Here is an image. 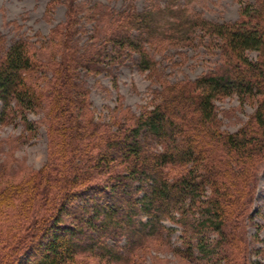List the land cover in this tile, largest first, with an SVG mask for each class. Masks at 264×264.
<instances>
[{"label":"rangeland","instance_id":"obj_1","mask_svg":"<svg viewBox=\"0 0 264 264\" xmlns=\"http://www.w3.org/2000/svg\"><path fill=\"white\" fill-rule=\"evenodd\" d=\"M256 2L0 0V59L11 45L23 40L32 47L34 59L38 62L37 68L28 73L26 80L36 91V107L25 112V116L9 112L5 121H0V264H32L35 249L22 246L39 228L44 209H55L61 203L56 195L61 190L59 182L63 181L61 175L66 174L68 163L60 161L57 152L61 148L59 144L69 141L62 136V141L58 142L59 136L52 128L57 121L51 118V92L55 86L59 91L66 90L58 81L61 75L59 65L66 61L70 51L66 41H76L78 46L73 55L78 62L91 55L92 51L100 58L95 70L84 66L73 70L77 82L83 85V91L81 94L75 91L72 96L85 99V104L79 114L77 101L71 98V131L80 124L83 129H89L91 122H102L111 132H116L118 123L130 124L134 120L132 117L162 100L165 85H171L173 92L183 83L193 82L215 70L221 62V53L216 45L218 41L212 37L202 39L197 36L192 42L164 40L158 45L144 42L152 68L142 69L138 53L126 55L123 50L118 57L114 56L117 53L108 39L109 20L103 15L105 7L112 12V20L129 8L143 11L150 6L152 9L160 7L162 10L154 14V25L156 32H161L171 18L169 7L184 9L187 14L197 15L211 23L230 24L241 19L243 6L254 7ZM71 3L73 8L75 5L78 8L76 13L69 12ZM76 28L78 30L72 33ZM195 34L199 35V32ZM85 46L86 51L83 49ZM247 56L255 59L257 53L250 50ZM185 92L178 94L171 104L173 109H184L188 115L191 101L186 95L188 89ZM255 107L253 98L241 101L236 94H231L215 101L212 121L199 124L193 121L191 124L197 128L199 137L212 135L213 141L221 134L247 129L252 123ZM145 142L149 152L160 150L161 145L149 137ZM214 144L211 149L207 146L201 149L199 162L193 164L198 173H202L206 165L216 164L219 169L222 166L224 153L217 147L218 144ZM63 150L71 152L69 148ZM233 156H228L227 163L222 166L227 170L221 172L222 175H214L216 180H223L229 188L224 195L218 196H224L226 203L223 205L230 209L224 216L225 226L221 233L204 223V228L200 227L195 232L185 228V218L192 226L209 218L204 209L213 200L214 191L212 183H206L200 191L195 211L185 210L190 203L187 198L177 205L185 210L184 213L187 212L186 216L176 209L172 210L171 219L169 216L161 217L162 230L145 231L134 239L131 246L126 244L124 236L116 249L117 258L85 253L77 255V260L86 264H264V157L255 151L246 167L238 164ZM190 166L191 162L170 165L168 172L170 176L179 177L187 173ZM76 168L80 172L81 166ZM253 170L254 178L248 180ZM139 218L145 221L147 217L141 214ZM169 227L172 230H168ZM185 238L190 240L191 245L188 254L183 245ZM103 240L108 246L115 245L112 238L103 237ZM198 241L199 247L196 245ZM19 250V255L15 256Z\"/></svg>","mask_w":264,"mask_h":264},{"label":"trees","instance_id":"obj_2","mask_svg":"<svg viewBox=\"0 0 264 264\" xmlns=\"http://www.w3.org/2000/svg\"><path fill=\"white\" fill-rule=\"evenodd\" d=\"M256 1L254 7L243 6L241 19L230 24L211 23L197 15L187 14L184 9L169 7L171 18L161 32H156L154 25V14L162 10L160 7L152 9L150 6L143 11L129 8L118 13L113 20L112 12L105 7L103 15L109 20L108 39L117 53L114 56L118 57L123 50L126 55L138 53L142 69L152 68L144 42L158 45L164 40L192 42L197 36L202 39L212 37L218 41L216 45L221 53V62L215 70L193 82L183 83L173 92L171 85H165L162 100L132 117L134 120L130 124L118 123L116 132H111L102 122H89V129H83L80 124L71 131L73 111L69 102L75 91L77 94L83 91V85L77 82L73 70L77 66L95 70L100 58L97 52L95 56L92 51L91 55L78 62L73 55L78 46L76 41H66L70 51L66 61L59 65L60 80L58 78L66 90L59 91L56 86L52 89L51 118L57 121L52 128L59 136L58 142L62 141V136L69 141L59 144L61 148L57 152L60 161L68 163V167L65 168L66 174L61 175V190L56 195L61 203L55 209H44L39 228L36 233L30 232V240L22 246L35 249L32 264H86L77 260V255L85 253L117 258L116 249L124 236L126 244L131 246L134 239L145 231L162 230L164 226L160 219L162 216L171 219L172 210L176 209L185 216V210L195 211L200 191L206 183H212L214 191L213 200L204 209L209 218L195 226L186 218L184 220L185 216L182 220L186 230L195 232L200 227L204 228V223L221 233L225 226L224 216L230 209L223 205L226 203L224 196H218L224 195L229 188L223 180L217 181L214 175H222L221 172L227 170L222 166L231 154L238 164L246 167L255 151L264 157V0ZM76 11L78 8L76 5L73 8L71 3L69 12ZM76 30L78 28L71 32ZM197 31L199 35L195 34ZM83 49L86 51V46ZM250 50L257 53L255 59L247 56ZM36 64L32 47L23 40L11 45L0 59L1 122L9 112L25 116V112L36 107V91L26 81L28 73L37 68ZM187 89L189 93L186 95L191 101L188 115L186 110H175L171 104ZM231 94H236L241 101L250 98L256 101L250 126L221 134L213 141L212 135L199 137L197 128L191 123L212 121L215 101ZM73 101H77L80 114L85 99L79 96ZM148 137L161 145L160 150L153 153L147 150L145 141ZM214 143L220 145L217 147L224 153L222 166L219 169L216 164L206 165L205 170L198 173L193 164L199 162L201 149L204 146L211 149ZM64 148L71 152L64 151ZM190 162L192 166L187 173L179 177L170 176L168 166ZM80 166L78 172L76 167ZM253 172L248 180L254 178ZM187 198L190 200L188 207L179 209L177 205ZM141 214L147 217L145 221L139 218ZM103 237L112 238L115 245L108 246L104 240L101 241ZM183 245L188 254L191 251L190 240L185 238ZM196 245L199 247V241ZM19 253L20 250L15 256Z\"/></svg>","mask_w":264,"mask_h":264}]
</instances>
